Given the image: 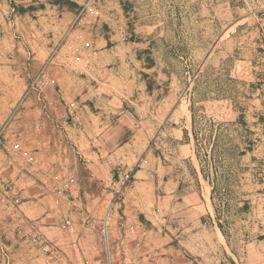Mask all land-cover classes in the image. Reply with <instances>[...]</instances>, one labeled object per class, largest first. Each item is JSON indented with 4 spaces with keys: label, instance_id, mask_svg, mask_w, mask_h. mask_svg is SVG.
Here are the masks:
<instances>
[{
    "label": "crops",
    "instance_id": "1",
    "mask_svg": "<svg viewBox=\"0 0 264 264\" xmlns=\"http://www.w3.org/2000/svg\"><path fill=\"white\" fill-rule=\"evenodd\" d=\"M241 3L221 9L245 16L244 36L230 23L219 43L255 47L231 73L248 82L243 156L259 165L264 0ZM112 8L95 18L75 0H0V264H264V240L237 247L224 230L230 202H214L192 114L180 111L189 71L169 73L149 34L134 38ZM231 53L208 55L195 84ZM241 205L246 224H264V202Z\"/></svg>",
    "mask_w": 264,
    "mask_h": 264
},
{
    "label": "rangeland",
    "instance_id": "2",
    "mask_svg": "<svg viewBox=\"0 0 264 264\" xmlns=\"http://www.w3.org/2000/svg\"><path fill=\"white\" fill-rule=\"evenodd\" d=\"M75 1L90 10L95 18H98L95 14L103 12L104 8L117 7L122 21L127 23L130 29H137L134 38L138 39L144 32L149 34L156 58H161L169 73L181 77L189 71L190 80L186 85V93L184 92L186 101L182 103L180 111L185 114L189 110L192 114L196 133L193 149L209 182L214 184V202H230L224 214H232L234 221L224 223V230L229 236H237V247L246 244L247 240L253 241L245 238L248 235L252 239L257 236V239L264 240V235H261L264 233L261 219L259 224H246L250 212L244 205L239 206L243 202H264V164L257 165L247 156H243L248 151V139L251 134L244 128L239 104L246 97L248 82L244 78L233 79L235 74L231 73L233 62L256 53L252 51L255 47L247 45L242 38L231 42L226 40L223 46L219 43L220 33L230 23V31L237 28L238 34L234 32V35L244 36L245 16L241 17L237 13L231 15L227 10L221 9L229 1L237 6L242 5V0ZM109 12L115 10L112 8ZM235 24L237 26L234 27ZM222 49L226 54L232 52L229 55L233 58L225 62L219 70L213 66L214 62L211 63L217 59L210 60L206 63L203 78L195 84L197 71L205 64L208 55ZM220 56L224 57L225 54ZM232 99L236 102L235 109L234 106L230 107L229 102ZM7 191H10V188ZM64 225L65 228L69 227L68 223ZM36 242L38 250L45 253L46 258L50 257L51 244L42 238L36 239ZM255 247L260 248L258 245H254ZM50 262L46 259L45 264ZM247 262L260 264L255 260V256Z\"/></svg>",
    "mask_w": 264,
    "mask_h": 264
}]
</instances>
